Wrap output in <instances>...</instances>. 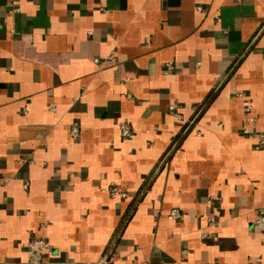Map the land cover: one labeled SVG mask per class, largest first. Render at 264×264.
<instances>
[{
  "label": "crops",
  "instance_id": "crops-1",
  "mask_svg": "<svg viewBox=\"0 0 264 264\" xmlns=\"http://www.w3.org/2000/svg\"><path fill=\"white\" fill-rule=\"evenodd\" d=\"M245 125L264 132V0H0V264L35 237L52 264H264Z\"/></svg>",
  "mask_w": 264,
  "mask_h": 264
},
{
  "label": "built area",
  "instance_id": "built-area-1",
  "mask_svg": "<svg viewBox=\"0 0 264 264\" xmlns=\"http://www.w3.org/2000/svg\"><path fill=\"white\" fill-rule=\"evenodd\" d=\"M14 12L18 11V8H14ZM97 62V60H95ZM173 69V65L171 62H167L165 64V73H170ZM240 97H243V94H239ZM168 109L170 111L175 109V105H169ZM243 113L245 114V122L252 124L254 123V117L251 115L252 105L249 101H245L242 106ZM121 135L124 138H131L132 137V130L130 125L127 122H121L118 125ZM242 133L246 136L249 140H253L256 149L261 148L264 145V132H255L249 128V125H245L242 129ZM69 138H70V145H74V143L79 139L80 131L79 125L77 122H72L69 127ZM108 193L110 197H120L124 198L126 193L121 191L117 186L112 185ZM169 216L175 220H182L183 213H181L178 209H171L169 211ZM209 225H213L214 221L212 218L207 220ZM255 227L264 233V208L258 211L257 217L254 221ZM201 237L206 239L208 238V234L206 232L201 233ZM50 250V244L47 239L41 237H35L31 239L27 244L26 249V262L28 264H52L47 260V253ZM57 264H69V263H57ZM96 264H109V262L102 258Z\"/></svg>",
  "mask_w": 264,
  "mask_h": 264
}]
</instances>
